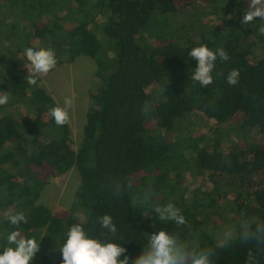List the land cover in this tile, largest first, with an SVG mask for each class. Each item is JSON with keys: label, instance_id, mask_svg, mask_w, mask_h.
Listing matches in <instances>:
<instances>
[{"label": "trees", "instance_id": "obj_1", "mask_svg": "<svg viewBox=\"0 0 264 264\" xmlns=\"http://www.w3.org/2000/svg\"><path fill=\"white\" fill-rule=\"evenodd\" d=\"M200 3L208 9L192 14ZM250 3L0 0V95L9 96L0 105V251L18 230L41 239L33 264H62L59 250L79 223L133 259L151 234L166 230L188 252L184 264L199 252L211 264H264V20L242 23ZM200 45L229 56L217 59L207 87L191 79L197 62L189 52ZM41 46L54 50L57 68L81 56L96 62L77 149L69 122L57 125L50 114L58 103L41 87L53 70L36 84L28 79L24 50ZM233 69L240 75L229 85ZM255 133L259 141L251 140ZM72 170L80 176L75 200L55 213L40 200L52 179ZM196 174L213 176L212 188L189 192L187 177ZM168 203L185 224L152 211ZM17 212L26 224L8 222ZM105 214L115 234L100 227Z\"/></svg>", "mask_w": 264, "mask_h": 264}, {"label": "clouds", "instance_id": "obj_2", "mask_svg": "<svg viewBox=\"0 0 264 264\" xmlns=\"http://www.w3.org/2000/svg\"><path fill=\"white\" fill-rule=\"evenodd\" d=\"M257 17L264 20V0H251L250 8L242 17V23L248 25ZM261 31H264V28H261ZM24 55L30 62V65L26 64V67L30 70L31 75L28 79L32 84L37 83L39 75L47 74L57 66L56 54L51 48L28 47L24 50ZM189 56L197 62L191 73V79L198 82L201 87H207L213 83L217 59L221 61L229 59L228 53L223 48L212 50L207 45L192 48ZM239 75V70H231L226 78L227 83L236 85ZM8 101L9 96L5 91L4 95H0V105L7 104ZM74 103L73 97L66 96L62 106L57 105L49 110L57 125L63 126L68 123L69 110ZM152 211L158 214L160 221H171L177 225L186 223L181 210L173 203L164 206L156 205ZM8 222L18 226L26 224L28 218L23 212H17L8 217ZM98 223L109 233L117 232V225L108 214L98 217ZM6 241V245L0 251V264H33L34 257L41 248V239L21 237L18 230L11 231ZM59 252L62 264H129L130 260L131 264H184L188 256V252L177 244L174 235L166 230H160L150 235L146 250L133 259L124 255L126 249L121 244L92 237L79 223L70 226ZM191 264H211L210 254L207 252L193 254Z\"/></svg>", "mask_w": 264, "mask_h": 264}, {"label": "rangeland", "instance_id": "obj_3", "mask_svg": "<svg viewBox=\"0 0 264 264\" xmlns=\"http://www.w3.org/2000/svg\"><path fill=\"white\" fill-rule=\"evenodd\" d=\"M207 6L202 3L195 5L192 14H202L207 10ZM190 11H186L188 15ZM180 20H182L180 18ZM258 23H263L258 17ZM191 22L188 21V24ZM214 23L212 18H208L206 25ZM196 40L198 37L196 36ZM97 65L96 62L87 57H79L73 65H65L55 67L52 73L41 84V87L55 99L58 105H63L64 97H73L75 103L72 109L69 110V125L72 131V138L75 143V149L79 148L82 137L84 136V127L86 124V116L90 107L89 92L98 83L96 77ZM202 132L208 135L205 128ZM261 135L255 133L252 141H259ZM187 188L189 192L196 188L210 190L212 188V178L210 174L205 176L195 175L187 177ZM80 186V176L76 170L70 171L67 175L54 178L50 181L49 186L45 189L40 203L51 209L53 212H65L72 206L75 195ZM190 195V194H189ZM224 243L221 236L218 237Z\"/></svg>", "mask_w": 264, "mask_h": 264}]
</instances>
